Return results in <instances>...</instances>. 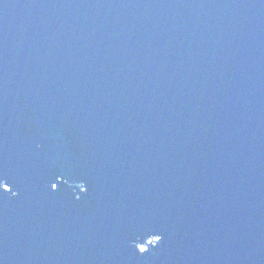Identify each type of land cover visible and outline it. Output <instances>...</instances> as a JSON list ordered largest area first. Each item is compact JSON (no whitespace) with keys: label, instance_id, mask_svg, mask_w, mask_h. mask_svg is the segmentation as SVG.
<instances>
[{"label":"water","instance_id":"95a60500","mask_svg":"<svg viewBox=\"0 0 264 264\" xmlns=\"http://www.w3.org/2000/svg\"><path fill=\"white\" fill-rule=\"evenodd\" d=\"M0 170V264H264V0H0Z\"/></svg>","mask_w":264,"mask_h":264},{"label":"snow or ice","instance_id":"6c2138e0","mask_svg":"<svg viewBox=\"0 0 264 264\" xmlns=\"http://www.w3.org/2000/svg\"><path fill=\"white\" fill-rule=\"evenodd\" d=\"M12 183L13 178L6 171L0 170V190L4 193H11L13 191ZM51 187L57 189L58 184L53 183ZM156 237L158 241L161 240V236L157 235ZM148 251L149 249L147 247H139L140 253H147Z\"/></svg>","mask_w":264,"mask_h":264}]
</instances>
